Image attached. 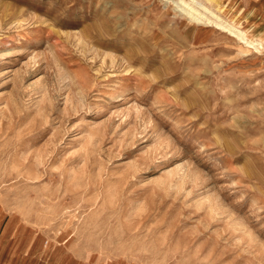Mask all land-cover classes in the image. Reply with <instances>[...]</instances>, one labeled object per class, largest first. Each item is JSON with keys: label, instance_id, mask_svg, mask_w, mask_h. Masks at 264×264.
Segmentation results:
<instances>
[{"label": "rangeland", "instance_id": "obj_1", "mask_svg": "<svg viewBox=\"0 0 264 264\" xmlns=\"http://www.w3.org/2000/svg\"><path fill=\"white\" fill-rule=\"evenodd\" d=\"M262 2L0 0V264H264Z\"/></svg>", "mask_w": 264, "mask_h": 264}, {"label": "bare ground", "instance_id": "obj_2", "mask_svg": "<svg viewBox=\"0 0 264 264\" xmlns=\"http://www.w3.org/2000/svg\"><path fill=\"white\" fill-rule=\"evenodd\" d=\"M185 6L188 8H185ZM176 8H179L180 11L182 13H184L185 15H187L189 17V19L192 21L196 22V21H199L201 19L202 14L199 13L197 9L187 5L185 2H183L182 5L179 3H176ZM232 22L233 23L236 22L237 24H243V29L241 30L240 39L242 40V42H244V44H246L248 46L250 45L254 48L257 44L260 45V43H261L260 41H262V40L264 41V37L261 39H256L254 36V33L257 32L258 30H260L262 28V26L264 25V0L262 2V8L257 10L251 19L241 20V23H240L239 20L237 21L236 19L233 18ZM19 258H21V257L19 256ZM99 261H100V264H102L103 263L102 261H104V260H99ZM119 261L120 260L118 259V262ZM123 263L124 264H134L132 261L125 260L124 257H123Z\"/></svg>", "mask_w": 264, "mask_h": 264}, {"label": "crops", "instance_id": "obj_3", "mask_svg": "<svg viewBox=\"0 0 264 264\" xmlns=\"http://www.w3.org/2000/svg\"><path fill=\"white\" fill-rule=\"evenodd\" d=\"M40 264H53L51 262H44V263H40Z\"/></svg>", "mask_w": 264, "mask_h": 264}]
</instances>
